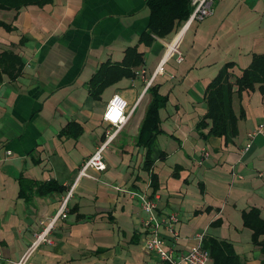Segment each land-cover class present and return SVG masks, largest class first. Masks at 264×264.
<instances>
[{"label": "crops", "instance_id": "obj_1", "mask_svg": "<svg viewBox=\"0 0 264 264\" xmlns=\"http://www.w3.org/2000/svg\"><path fill=\"white\" fill-rule=\"evenodd\" d=\"M185 20H175L165 35L146 36L147 0L0 6V264L21 256L74 183L67 217L57 220L52 242L38 247L33 264H170L147 248L153 227L143 224L148 213L131 190L156 199L158 234L175 253L203 233L232 243L244 263L263 264L243 220L251 207L264 218L259 83L234 98L243 116L233 139L204 137L209 127L198 123L207 112L206 89L218 73L226 70L234 79L264 53V0H215L213 12L183 32V60L176 54L165 59ZM129 46L140 59L127 65L122 61ZM7 52L13 56L7 59ZM18 58L20 72L12 77L5 66ZM95 76L108 79L96 94ZM155 95L165 101L149 150L139 137ZM110 101L130 117L104 150L107 167L90 168L95 177L77 178L105 138L103 113Z\"/></svg>", "mask_w": 264, "mask_h": 264}, {"label": "trees", "instance_id": "obj_2", "mask_svg": "<svg viewBox=\"0 0 264 264\" xmlns=\"http://www.w3.org/2000/svg\"><path fill=\"white\" fill-rule=\"evenodd\" d=\"M51 0H0V6L19 8L21 5L29 3L43 4ZM151 9V21L148 25L146 36L151 32L159 35H165L170 32L175 20L186 19L191 12L190 0H147ZM12 52L5 53L7 59ZM139 52L135 46H129L126 49L122 63L133 64L139 61ZM15 59V58H14ZM3 61V60H2ZM8 62V61H7ZM21 62V61H20ZM3 63V62H1ZM9 66H5L6 71L12 77L16 76L19 71V58L15 61H9ZM114 65V66H117ZM4 68V67H3ZM120 74L122 73L119 72ZM108 83L105 77L95 78L92 81L94 93L100 92L101 88ZM255 83H259V89L264 95V53L255 54L249 63L243 69L240 76L230 79L226 70H221L218 75L209 83L205 99L207 103V112L203 119L199 121L198 128L209 127L207 133L201 132L204 137L209 135L223 136L226 140L233 139L239 132V119L243 116V111L237 113L234 108V98L237 96L240 100L242 92L245 89L253 88ZM163 96H153L151 107L147 114L145 124L141 131L139 139L143 141L149 150L158 131V113L159 107L163 104ZM148 168L152 166L151 160L148 159ZM153 183L156 184V176L153 175ZM244 224L252 230L253 243L259 246L264 256V218L261 217L259 209L251 207L243 211ZM203 246L210 251L213 264H246L242 261L240 255L235 251L232 243L224 239L215 237H204ZM264 264V257H263Z\"/></svg>", "mask_w": 264, "mask_h": 264}, {"label": "built area", "instance_id": "obj_3", "mask_svg": "<svg viewBox=\"0 0 264 264\" xmlns=\"http://www.w3.org/2000/svg\"><path fill=\"white\" fill-rule=\"evenodd\" d=\"M215 0H191L192 10L186 20L183 22L179 31L175 36L168 42L166 50L164 53V58H169L173 55H177V60H183V55L179 49V41L183 32L191 26L192 23L204 19L206 16L210 15L214 10ZM130 117V112L125 111L120 103L116 101H110L104 110L103 118L107 122V128L105 129V138L97 149L81 164L78 177L82 176L95 177L89 172L90 168L97 170H103L107 167V163L104 158L105 148L115 139L120 130L123 128L125 123ZM262 131V128L249 133V137L252 138L257 132ZM251 142L248 141L244 149H248ZM203 154L207 156L208 151L204 150ZM75 183L72 184L61 198L59 207L54 215L44 223L41 229L34 234L33 240L24 249L21 256L12 261V264H33L32 257L38 247L44 242H52V231L55 224L59 218H65L70 210L69 201L73 195ZM115 188L123 189L122 187L116 185ZM131 194L137 195L141 202L143 209L148 213L146 219L143 220L145 226H152L153 236L147 240L146 246L149 250L155 251L160 259L169 262L170 264H208L211 258L209 249L203 246L204 236L203 233H197V243L192 245L188 250L175 253L172 246H166V239L158 234V226L160 224L159 217L155 214V207L157 205L156 199L151 198L145 193H137L131 190ZM176 219L174 214L170 216V220ZM169 229L177 237L176 229L170 225Z\"/></svg>", "mask_w": 264, "mask_h": 264}]
</instances>
